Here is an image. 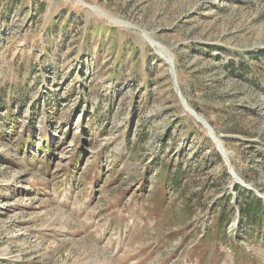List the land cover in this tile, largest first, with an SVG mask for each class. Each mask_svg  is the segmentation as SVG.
<instances>
[{"label":"rangeland","instance_id":"obj_1","mask_svg":"<svg viewBox=\"0 0 264 264\" xmlns=\"http://www.w3.org/2000/svg\"><path fill=\"white\" fill-rule=\"evenodd\" d=\"M261 74L264 0H0V264H264Z\"/></svg>","mask_w":264,"mask_h":264},{"label":"trees","instance_id":"obj_2","mask_svg":"<svg viewBox=\"0 0 264 264\" xmlns=\"http://www.w3.org/2000/svg\"><path fill=\"white\" fill-rule=\"evenodd\" d=\"M261 75V79H257L254 83L260 91H264V74ZM257 156L260 157L264 164V154L258 152ZM171 181L172 180H166V183L170 186H174V182L171 183ZM233 192L235 195L234 206L229 204L232 198L230 193L226 196L223 195L216 202L215 207H217L219 211L218 219L216 221V229L219 235H224L225 225L231 220V218L235 217V212H237V227L233 237V244L237 245V242L240 239H248L249 234H252L254 231L252 228L256 229L255 233L264 234V204L263 201L251 191L243 189L238 185L233 186ZM227 206H229V210L226 212Z\"/></svg>","mask_w":264,"mask_h":264},{"label":"bare ground","instance_id":"obj_3","mask_svg":"<svg viewBox=\"0 0 264 264\" xmlns=\"http://www.w3.org/2000/svg\"><path fill=\"white\" fill-rule=\"evenodd\" d=\"M161 54L162 55H164L167 59H168V61H169V58H168V55H167V53H166V51L165 50H163V52H161ZM181 97V96H180ZM190 111V110H189ZM191 112V111H190ZM191 113H193V112H191ZM194 116L196 117V119L201 123V124H203L207 129H208V124L206 123V121L203 119V118H201L199 115H197L196 113L194 114ZM208 132H210V130H208ZM210 134H212L213 136H214V138H215V135H214V133H210ZM212 136V137H213ZM218 144H219V141H218ZM219 145H221V143L219 144ZM221 147V146H220ZM219 148V147H218ZM219 150H220V148H219ZM224 151V150H223ZM224 154H225V156H226V158H227V153L224 151Z\"/></svg>","mask_w":264,"mask_h":264},{"label":"water","instance_id":"obj_4","mask_svg":"<svg viewBox=\"0 0 264 264\" xmlns=\"http://www.w3.org/2000/svg\"><path fill=\"white\" fill-rule=\"evenodd\" d=\"M173 84H174V87H175V90H176L178 96H180V92H179L178 88H177L176 85H175V80H173ZM208 130H210L209 133H213V131H212V129H211L210 127H208ZM215 139H216V136H215ZM215 141H216V145H217V147L220 148L221 155L223 156L224 160H226L227 158H226V156H225V154H224V152H223V149L218 145V140L216 139ZM236 179H237V178H236ZM238 182H240V181H238ZM243 186H245L246 188L252 190L251 187L248 186V185L246 186V185L243 184ZM252 191H253V190H252ZM253 192H254V191H253ZM254 193H255V192H254ZM255 194H257V193H255Z\"/></svg>","mask_w":264,"mask_h":264}]
</instances>
